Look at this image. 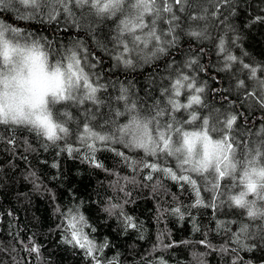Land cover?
Returning a JSON list of instances; mask_svg holds the SVG:
<instances>
[{"label": "snow or ice", "instance_id": "6c2138e0", "mask_svg": "<svg viewBox=\"0 0 264 264\" xmlns=\"http://www.w3.org/2000/svg\"><path fill=\"white\" fill-rule=\"evenodd\" d=\"M235 14V0H0V143L23 153L52 148L112 177L101 211L124 233L143 231L127 211L129 185L163 192L172 203L158 207L157 218L188 215L195 231L191 210L211 209L210 230L227 236L219 251L230 264H253L241 253L264 251V62L236 53L239 34L226 23ZM256 23L264 15L249 21ZM209 44L229 88L210 87L202 75L219 82L202 63ZM99 52L113 61L107 69ZM144 66L154 72L142 87L106 75ZM254 111L261 115L250 118ZM104 152L131 175L109 168ZM29 175L39 188L37 174ZM69 195L68 204L55 205L61 243L79 249L87 264H121L119 252L107 255L115 247L108 237L97 239L85 202ZM226 209L232 218L218 219ZM204 235L200 243L212 247ZM173 246L161 240L153 251ZM24 248L41 259L34 237ZM155 264L168 260L159 255Z\"/></svg>", "mask_w": 264, "mask_h": 264}, {"label": "trees", "instance_id": "16d2710c", "mask_svg": "<svg viewBox=\"0 0 264 264\" xmlns=\"http://www.w3.org/2000/svg\"><path fill=\"white\" fill-rule=\"evenodd\" d=\"M235 4L236 14L226 21L239 34L235 51L238 55L247 53L246 60L264 62V24H249L251 18L264 15V0H235ZM223 13L228 15V10L224 9ZM209 23L213 24L212 21ZM214 27L219 30L218 25ZM48 32H52V29L49 28ZM79 35L86 41L90 39L83 32ZM67 38L72 39V34L68 33ZM188 43L187 38L181 42L185 51ZM207 48L202 63L209 66L211 74L218 76L219 82H214L207 74L202 75L208 79L210 87H231L233 82L228 74L215 72L217 58L210 44ZM98 54L104 61L102 67L107 69L113 61L102 52ZM177 58L180 59V56L177 55ZM153 72L154 68L144 66L134 71L114 69L106 72V75L115 80L132 81L142 87ZM215 99L219 100V94ZM259 115L258 111H254L250 118H258ZM3 131L0 128V132ZM22 154L27 155V160L21 158ZM99 156L109 168L119 170L122 176L131 175L129 169L120 167L118 158L111 153L104 152ZM54 161L60 163L59 170L51 167ZM31 172L40 178L39 188L34 186L29 175ZM111 179L106 173L91 168L79 158L70 159L66 154L57 156L56 150L52 148L47 151L38 148L37 151L23 153L22 149L12 151L10 146L0 143V264H87L79 249L61 243V233L57 228L60 218L55 213V205L63 207L69 203V189L77 199L85 202L84 206L88 210L86 215L98 227L97 239L108 237L115 246L107 250V255L111 257L114 252H119L121 264H148L149 261L155 264V258L159 255H163L168 264H230V257L219 251L227 236L210 230L215 227L211 209L191 210L200 231L194 230L192 217L188 215L183 220L172 215H163L158 219V207L167 206L172 201L163 192L154 194L150 187L129 185L134 202L127 206V211L142 224L143 231L129 230L124 233L115 218H108L101 211L105 198L112 194L108 188ZM165 187L172 192L177 191L170 181H165ZM53 193L55 200L52 199ZM182 199L185 204L190 203L187 196ZM217 218L231 219L230 210L219 213ZM204 233H207V240L212 247L200 243L205 239ZM29 237H34L42 245L41 259L25 250L24 244L28 243ZM161 240L164 244L175 242V246L153 251V246L159 245ZM241 255L253 264L264 262V251L260 249Z\"/></svg>", "mask_w": 264, "mask_h": 264}]
</instances>
